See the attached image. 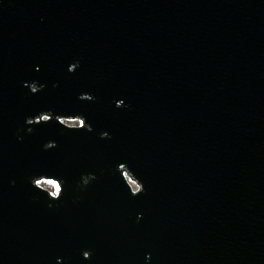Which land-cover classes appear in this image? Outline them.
<instances>
[{"label":"water","instance_id":"1","mask_svg":"<svg viewBox=\"0 0 264 264\" xmlns=\"http://www.w3.org/2000/svg\"><path fill=\"white\" fill-rule=\"evenodd\" d=\"M0 264H264V0H0Z\"/></svg>","mask_w":264,"mask_h":264}]
</instances>
